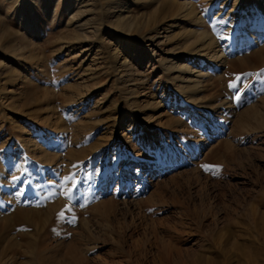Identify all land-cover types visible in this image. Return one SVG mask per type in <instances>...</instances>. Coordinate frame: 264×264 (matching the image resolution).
Instances as JSON below:
<instances>
[{"label": "rangeland", "instance_id": "374dc122", "mask_svg": "<svg viewBox=\"0 0 264 264\" xmlns=\"http://www.w3.org/2000/svg\"><path fill=\"white\" fill-rule=\"evenodd\" d=\"M121 1L0 0V264H264V0Z\"/></svg>", "mask_w": 264, "mask_h": 264}, {"label": "bare ground", "instance_id": "6f19581e", "mask_svg": "<svg viewBox=\"0 0 264 264\" xmlns=\"http://www.w3.org/2000/svg\"><path fill=\"white\" fill-rule=\"evenodd\" d=\"M95 1V0H94ZM108 1V4L110 5V9H112V10H114V9H121V10H123L124 8H125V4H123L122 3V1L121 0H107ZM106 3V2H105ZM104 3V4H105ZM106 5V4H105ZM183 5V4H182ZM105 7V6H104ZM183 7V6H182ZM182 7H180L178 10H177V12H179V11H181L183 8ZM106 11V10H105ZM191 13V12H190ZM104 14V13H103ZM117 21H116V24H117V26L118 27H123V26H125L127 23H126V21H127V18L126 17H123L124 16V13L122 12V11H118L117 12ZM177 15V14H176ZM188 15V14H187ZM186 15V16H187ZM192 15V14H191ZM79 16V15H78ZM77 16V17H78ZM185 16V15H184ZM187 18V17H186ZM196 23H200V21L198 22V21H196ZM127 25H131V27H134V26H132V25H135V28L136 29H138V27L136 26V24H127ZM147 29V28H146ZM152 31V30H151ZM148 33V32H147ZM202 39V38H201ZM195 46V45H194ZM192 51V50H191ZM198 52V51H197ZM215 57V56H214ZM172 70L173 68H169V70ZM170 70V71H171ZM197 77V76H196ZM197 84L195 81H191V84ZM195 87H196V85H194ZM189 91L188 92H190V93H194V91L193 90H190V89H188ZM194 101V100H193Z\"/></svg>", "mask_w": 264, "mask_h": 264}, {"label": "snow or ice", "instance_id": "6c2138e0", "mask_svg": "<svg viewBox=\"0 0 264 264\" xmlns=\"http://www.w3.org/2000/svg\"><path fill=\"white\" fill-rule=\"evenodd\" d=\"M224 23L226 24V22H224ZM235 80H236V81H240V80H241V77L236 76V77H235ZM228 87H229L230 89H235V90L237 91V95L235 96V99H236L237 101L241 100L242 97H241V95L239 94L240 90L237 89V84H236V83H229ZM242 87H246V85H242ZM64 180H65L66 183L69 182V181H71V183H72V188H75V186H76V181L74 180V178H73L72 176L65 177ZM64 195L66 196V198H67L68 200H71V199H72V189H69L68 192L65 193ZM65 210L67 211V210H69V209H65ZM58 215H59V218H60V219H63V218H64V212H63V211L60 212ZM69 222H70V223H74V222H75V218L73 217V219H72L71 221H69Z\"/></svg>", "mask_w": 264, "mask_h": 264}]
</instances>
